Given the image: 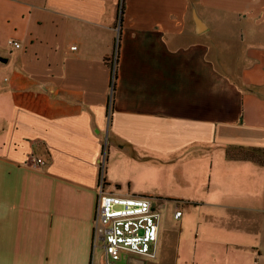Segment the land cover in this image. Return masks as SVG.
I'll use <instances>...</instances> for the list:
<instances>
[{"label":"crops","instance_id":"crops-1","mask_svg":"<svg viewBox=\"0 0 264 264\" xmlns=\"http://www.w3.org/2000/svg\"><path fill=\"white\" fill-rule=\"evenodd\" d=\"M262 45L264 0H0V264H107L92 228L110 145L207 161L217 185L195 197L199 221L257 224L264 264V100L229 72L255 87ZM224 244L204 251L246 264Z\"/></svg>","mask_w":264,"mask_h":264},{"label":"rangeland","instance_id":"rangeland-1","mask_svg":"<svg viewBox=\"0 0 264 264\" xmlns=\"http://www.w3.org/2000/svg\"><path fill=\"white\" fill-rule=\"evenodd\" d=\"M228 30L233 32L230 28L221 32L227 34ZM214 43L219 45L218 38ZM215 45L213 52L219 49ZM221 48L227 49L228 53L236 54L235 48L229 42L223 43ZM259 48L264 53V45ZM229 72L246 93L254 92L257 100H264V70L261 75L255 77L256 80H253L258 82L254 84L255 87L245 85V79L238 73ZM259 108L263 113L260 115V120L264 124V104ZM193 156L189 154L184 159L176 157L171 160L143 161L131 154L119 153L113 145L105 149L104 178L112 182L107 191H118L135 196L146 192L161 213L157 258L145 259L144 264H223L220 258L204 250L206 243L211 247L225 249L227 244L224 243L227 241L236 243V245L230 244L232 252L247 255L246 264L255 263V259H259L257 224L223 221L217 215L199 221L195 200L199 195L207 194L203 192L205 186L208 184L214 186L217 182L214 170L207 161L193 160ZM117 182L119 187L115 185ZM175 209L182 211L183 216L179 220L174 218ZM195 246L200 250L199 255L193 252ZM242 260L239 259L237 263L241 264Z\"/></svg>","mask_w":264,"mask_h":264},{"label":"built area","instance_id":"built-area-1","mask_svg":"<svg viewBox=\"0 0 264 264\" xmlns=\"http://www.w3.org/2000/svg\"><path fill=\"white\" fill-rule=\"evenodd\" d=\"M8 44L20 48L19 42L9 40ZM116 59V58H115ZM114 75L111 80L109 111L113 105ZM34 167L44 166V160L35 159ZM99 190L93 217L92 252L102 247L107 255V264H120L121 253L157 258L160 235L161 213L153 209L151 198L123 196L108 192L104 178V160L100 164ZM182 211L177 209L174 218L179 220Z\"/></svg>","mask_w":264,"mask_h":264},{"label":"water","instance_id":"water-1","mask_svg":"<svg viewBox=\"0 0 264 264\" xmlns=\"http://www.w3.org/2000/svg\"><path fill=\"white\" fill-rule=\"evenodd\" d=\"M194 21L196 24L197 33H201L203 31L204 25L197 13H194ZM153 209L156 210V203H153Z\"/></svg>","mask_w":264,"mask_h":264},{"label":"flooded vegetation","instance_id":"flooded-vegetation-1","mask_svg":"<svg viewBox=\"0 0 264 264\" xmlns=\"http://www.w3.org/2000/svg\"><path fill=\"white\" fill-rule=\"evenodd\" d=\"M156 209L158 210L157 205H156Z\"/></svg>","mask_w":264,"mask_h":264},{"label":"trees","instance_id":"trees-1","mask_svg":"<svg viewBox=\"0 0 264 264\" xmlns=\"http://www.w3.org/2000/svg\"><path fill=\"white\" fill-rule=\"evenodd\" d=\"M113 92H114V89H113Z\"/></svg>","mask_w":264,"mask_h":264}]
</instances>
